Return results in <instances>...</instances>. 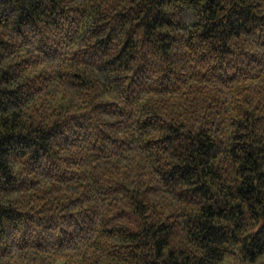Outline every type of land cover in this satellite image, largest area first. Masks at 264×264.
Instances as JSON below:
<instances>
[{
	"label": "trees",
	"instance_id": "16d2710c",
	"mask_svg": "<svg viewBox=\"0 0 264 264\" xmlns=\"http://www.w3.org/2000/svg\"><path fill=\"white\" fill-rule=\"evenodd\" d=\"M264 264V0H0V264Z\"/></svg>",
	"mask_w": 264,
	"mask_h": 264
},
{
	"label": "rangeland",
	"instance_id": "374dc122",
	"mask_svg": "<svg viewBox=\"0 0 264 264\" xmlns=\"http://www.w3.org/2000/svg\"><path fill=\"white\" fill-rule=\"evenodd\" d=\"M223 264H236L234 261L228 259Z\"/></svg>",
	"mask_w": 264,
	"mask_h": 264
}]
</instances>
